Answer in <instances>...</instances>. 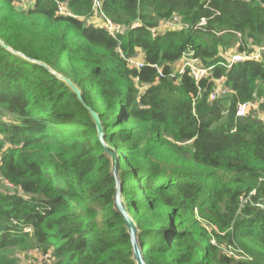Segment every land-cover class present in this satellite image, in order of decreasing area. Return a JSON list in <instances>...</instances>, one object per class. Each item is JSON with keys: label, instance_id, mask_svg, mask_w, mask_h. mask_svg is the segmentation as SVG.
Listing matches in <instances>:
<instances>
[{"label": "trees", "instance_id": "obj_1", "mask_svg": "<svg viewBox=\"0 0 264 264\" xmlns=\"http://www.w3.org/2000/svg\"><path fill=\"white\" fill-rule=\"evenodd\" d=\"M16 4L0 0V42L83 103L0 44V264L35 250L43 264H135L88 109L119 154L147 264H264V121L235 115L255 97L264 113V0ZM172 17L186 28L159 29ZM187 54L208 78L179 75ZM218 81L230 93L209 103Z\"/></svg>", "mask_w": 264, "mask_h": 264}, {"label": "water", "instance_id": "obj_2", "mask_svg": "<svg viewBox=\"0 0 264 264\" xmlns=\"http://www.w3.org/2000/svg\"><path fill=\"white\" fill-rule=\"evenodd\" d=\"M0 44L4 49L11 52L12 54H14L18 57H21L22 59H24L30 63L36 64V65L46 69L48 72H50L52 75H54L57 80L63 82L72 91V93H74L77 96L78 100L81 103H83L81 91L69 79L58 74L56 71L51 69L46 64L41 63V62L31 61L30 59H28L24 55L11 50L4 43L0 42ZM88 111H89V114H90L92 121H93L95 128H96L97 139L100 142V144L104 150L105 156H107V158L110 160V163H111V175L113 176V178L115 180V194L113 197V209H114L115 213H117L120 216V218L122 219L123 225H124L126 232L129 236L131 252H132V260L134 261L135 264H147L145 262V259H144V256H143V253L141 250V245L139 242V229H138L136 223L134 222V220L131 218V216L127 210V206H126V203L124 201L123 195H122V184H121V180H120L121 170H120V165H119L120 164L119 154L117 153V151L115 149L111 148L105 142V133H104V128H103L102 122L100 120V117L95 112H93L92 110L88 109Z\"/></svg>", "mask_w": 264, "mask_h": 264}, {"label": "built area", "instance_id": "obj_3", "mask_svg": "<svg viewBox=\"0 0 264 264\" xmlns=\"http://www.w3.org/2000/svg\"><path fill=\"white\" fill-rule=\"evenodd\" d=\"M36 0H17L18 3H29L32 4ZM26 5V4H25ZM96 6H99L98 2H95ZM62 12L61 9H59ZM205 25V20L202 19L199 23L200 27ZM102 28L110 33L111 36H115L116 34H122L125 31V28L120 25H116L111 21L107 20L104 24H102ZM186 28V26L177 18L172 17L169 20H166L159 29H182ZM155 29H152L151 32H154ZM260 54H253L246 56L245 54H234L229 57L228 62L230 64L239 63L245 60H255L258 59ZM128 63L130 66H134L137 69L142 68L143 64L136 59H129ZM181 67L178 70L179 75L185 74L186 72L189 74L190 78L194 82H199L202 79L208 78L210 76V70L205 68L201 61L198 58L193 57L192 54H187L181 59ZM156 71L159 76H161V71L159 67L155 66ZM230 93V89L225 87L221 81L215 82L214 88L209 92L208 102H214L218 99L225 98ZM252 108V103H239L235 110V115L237 119H243L248 115V112ZM8 185V184H7ZM10 186V185H9Z\"/></svg>", "mask_w": 264, "mask_h": 264}, {"label": "rangeland", "instance_id": "obj_4", "mask_svg": "<svg viewBox=\"0 0 264 264\" xmlns=\"http://www.w3.org/2000/svg\"><path fill=\"white\" fill-rule=\"evenodd\" d=\"M29 5V3H19L16 4L19 8H25L26 6L24 5ZM28 8V7H27ZM228 56V55H227ZM181 62L180 64H178V70L181 67ZM261 102V99L258 97L254 98V101L252 102V108L250 109V111L248 112L247 116H253L256 117L262 121H264V113L259 109L260 105L259 104ZM0 189L3 192H9L11 191V187L5 183L0 182ZM237 256L239 254L235 253ZM16 259V264H43L46 260L47 257L42 255L39 251L35 250V251H20L16 253L15 256Z\"/></svg>", "mask_w": 264, "mask_h": 264}, {"label": "crops", "instance_id": "obj_5", "mask_svg": "<svg viewBox=\"0 0 264 264\" xmlns=\"http://www.w3.org/2000/svg\"><path fill=\"white\" fill-rule=\"evenodd\" d=\"M254 1H258V0H254ZM181 62V61H180ZM180 62L178 64H180ZM178 64L176 65V68H178Z\"/></svg>", "mask_w": 264, "mask_h": 264}]
</instances>
